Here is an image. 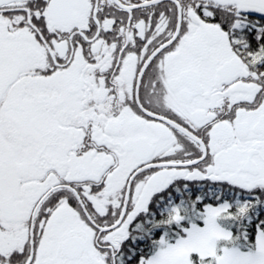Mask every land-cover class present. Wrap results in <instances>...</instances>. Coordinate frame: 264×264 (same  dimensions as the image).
Instances as JSON below:
<instances>
[{"label": "snow or ice", "instance_id": "snow-or-ice-1", "mask_svg": "<svg viewBox=\"0 0 264 264\" xmlns=\"http://www.w3.org/2000/svg\"><path fill=\"white\" fill-rule=\"evenodd\" d=\"M0 264H264V0H0Z\"/></svg>", "mask_w": 264, "mask_h": 264}]
</instances>
